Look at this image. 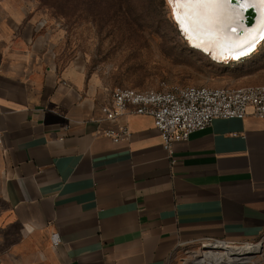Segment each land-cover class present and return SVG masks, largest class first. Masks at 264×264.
<instances>
[{
  "label": "crops",
  "instance_id": "1",
  "mask_svg": "<svg viewBox=\"0 0 264 264\" xmlns=\"http://www.w3.org/2000/svg\"><path fill=\"white\" fill-rule=\"evenodd\" d=\"M67 46L35 0H0V264H177L206 241L264 244V119H215L169 154L151 116L104 118L114 88ZM122 125L128 139L104 134Z\"/></svg>",
  "mask_w": 264,
  "mask_h": 264
},
{
  "label": "rangeland",
  "instance_id": "2",
  "mask_svg": "<svg viewBox=\"0 0 264 264\" xmlns=\"http://www.w3.org/2000/svg\"><path fill=\"white\" fill-rule=\"evenodd\" d=\"M35 1L67 49L83 55L88 74L113 88L264 84V42L247 58L216 62L190 47L166 0ZM207 242L182 250L177 264H194Z\"/></svg>",
  "mask_w": 264,
  "mask_h": 264
},
{
  "label": "built area",
  "instance_id": "3",
  "mask_svg": "<svg viewBox=\"0 0 264 264\" xmlns=\"http://www.w3.org/2000/svg\"><path fill=\"white\" fill-rule=\"evenodd\" d=\"M106 120L114 121L125 113L149 115L160 132L163 147L172 154L177 141L187 140L191 134L210 126L215 119H244L253 115L264 119V84L245 86L172 85L159 90H140L116 87L110 100L102 106ZM104 134L114 142L128 139L126 126L106 129ZM2 134L0 133V143ZM53 245L59 244L53 235ZM229 242L255 247L252 260L263 255L264 244L257 242ZM204 245V244H203ZM250 261V262H251ZM243 264V263H239Z\"/></svg>",
  "mask_w": 264,
  "mask_h": 264
},
{
  "label": "bare ground",
  "instance_id": "4",
  "mask_svg": "<svg viewBox=\"0 0 264 264\" xmlns=\"http://www.w3.org/2000/svg\"><path fill=\"white\" fill-rule=\"evenodd\" d=\"M173 6L177 8L178 14L188 22L191 38H187V41L190 46L216 62L229 63L247 58L254 54L264 42L261 38L264 37V3L256 2V0H239L237 3V0H232L231 3L226 4ZM249 7H253L257 13L251 25L245 23V13ZM193 13L200 15L208 13L213 22L204 28L195 27L193 20L198 19L199 16H194ZM173 21L176 23L174 18ZM176 25L179 28L177 23ZM193 28L195 30H192ZM232 28H235V31H232ZM252 37H256V40ZM253 44L255 47L251 52L238 57V53L252 47ZM193 45H199V47ZM204 49L208 50L204 51ZM218 243L227 242L205 243L207 251L202 252L201 258L195 260L194 264H246L252 260L254 246L244 244L233 247L237 248L233 249L218 245Z\"/></svg>",
  "mask_w": 264,
  "mask_h": 264
},
{
  "label": "snow or ice",
  "instance_id": "5",
  "mask_svg": "<svg viewBox=\"0 0 264 264\" xmlns=\"http://www.w3.org/2000/svg\"><path fill=\"white\" fill-rule=\"evenodd\" d=\"M166 2L169 6L181 5V4H184V5H214V4L231 3L232 0H166ZM256 2L264 3V0H256ZM237 3H239V0H237ZM193 15L199 16L198 19L193 20V24L195 25V27L204 28L206 25H209L213 22L208 13H205L203 15H200L198 13H193ZM172 16L175 19L176 23L178 24L182 34L187 33L188 35L186 36V38L190 39L191 31L189 29L188 22L181 15L178 14L177 8L174 6L172 7ZM192 30H195V28H193ZM232 31H235V28H232ZM249 31H251V29H249ZM261 38L264 39V37H261ZM252 39L256 40V37H252ZM193 46L199 47V45H193ZM253 47H255L254 44L252 45V47H249L245 51H241L240 53H238V57L244 56L248 52H251ZM207 50L208 49H204V51H207Z\"/></svg>",
  "mask_w": 264,
  "mask_h": 264
},
{
  "label": "water",
  "instance_id": "6",
  "mask_svg": "<svg viewBox=\"0 0 264 264\" xmlns=\"http://www.w3.org/2000/svg\"><path fill=\"white\" fill-rule=\"evenodd\" d=\"M245 17H246L245 23L247 25H251L255 21V19L257 17L256 10L253 7H249L246 10Z\"/></svg>",
  "mask_w": 264,
  "mask_h": 264
},
{
  "label": "trees",
  "instance_id": "7",
  "mask_svg": "<svg viewBox=\"0 0 264 264\" xmlns=\"http://www.w3.org/2000/svg\"><path fill=\"white\" fill-rule=\"evenodd\" d=\"M175 23V22H174ZM176 24V23H175ZM178 30H179V28H178ZM183 36V35H182ZM184 37V36H183ZM185 39V38H184ZM186 40V39H185ZM187 41V40H186ZM191 47V46H190ZM192 48V47H191Z\"/></svg>",
  "mask_w": 264,
  "mask_h": 264
}]
</instances>
